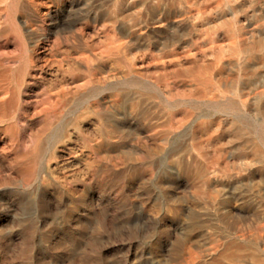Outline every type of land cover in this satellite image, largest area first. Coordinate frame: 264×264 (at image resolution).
<instances>
[{
	"label": "bare ground",
	"instance_id": "1",
	"mask_svg": "<svg viewBox=\"0 0 264 264\" xmlns=\"http://www.w3.org/2000/svg\"><path fill=\"white\" fill-rule=\"evenodd\" d=\"M207 110L230 120L188 137ZM261 150L264 0H0V187L24 214L38 193L89 197L100 235L213 217L223 237L181 264H264ZM2 228L0 264H14Z\"/></svg>",
	"mask_w": 264,
	"mask_h": 264
},
{
	"label": "rangeland",
	"instance_id": "2",
	"mask_svg": "<svg viewBox=\"0 0 264 264\" xmlns=\"http://www.w3.org/2000/svg\"><path fill=\"white\" fill-rule=\"evenodd\" d=\"M9 52L12 53L11 49ZM159 107L165 108L162 104ZM187 107L181 105L172 109L165 108V111L174 114L189 109ZM209 111L205 112L206 116L193 119L186 125L185 128H189V131H186L188 137L192 128L200 123L214 120L216 117L221 118L225 124L230 120L225 119L224 115L220 117L219 114ZM238 118L244 120L242 117ZM243 122L247 128H254L248 120ZM9 154L12 152L9 151ZM261 154L264 157L263 150ZM12 173L13 170H9L3 176ZM22 196L12 192L10 187H0V233L5 234L2 227H11L10 237L13 238L9 245L16 257L14 264H151L150 254L154 252L163 254L158 264H181L188 258V254H197V251L206 258L209 243L224 235L223 224L213 217L200 219V227L190 234L184 229L185 225L179 228L157 226L135 228L113 222L100 235L88 213L91 209L89 197L82 196L73 203V206H57L54 198L40 200L38 193H34L31 196L33 213L24 214L20 209ZM22 242L24 251L22 255H18L15 251H18Z\"/></svg>",
	"mask_w": 264,
	"mask_h": 264
}]
</instances>
